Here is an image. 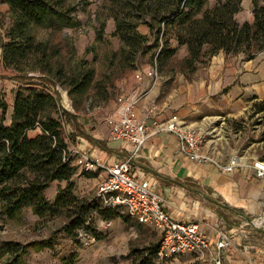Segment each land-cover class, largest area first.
<instances>
[{
    "label": "rangeland",
    "instance_id": "obj_1",
    "mask_svg": "<svg viewBox=\"0 0 264 264\" xmlns=\"http://www.w3.org/2000/svg\"><path fill=\"white\" fill-rule=\"evenodd\" d=\"M63 5L65 8H75L72 16L79 22V26L71 29H33L35 41L44 45V56L41 53L27 55L19 64L18 70L6 68V74L2 78L23 84L24 88L44 89L56 99L55 117L60 123L64 144L67 149H71L77 142L74 139L73 123H70L68 116H63L61 110L68 114L78 112L85 116L93 113L95 117H105L108 114L107 108L123 95L120 84H124V80H127V84L136 81V71L142 74L155 69L158 77L166 79L163 86L167 90L172 81L184 72L181 61L187 52L185 46H176L175 41L170 38L172 34L169 33L165 39L169 40V48H177L176 52L173 57L157 64L155 57L162 38L159 36L156 46L149 29L139 24L135 31L146 36L147 41L129 51L114 35L115 24L109 17V4L106 0H63ZM212 5L213 0H208V6ZM251 9V0L248 5L241 4V11L234 19L239 23H251ZM11 25L9 8L4 0H0V41ZM237 57L243 58L242 55ZM206 66L196 65V70ZM87 70L92 72V81L87 91L69 96L67 78ZM194 73L185 71L184 77L191 80ZM37 78H45L47 81H39ZM244 105L239 112L215 111L206 119L212 123L206 128H196L203 138V153L205 151L211 158L222 160L236 155L256 157L264 161V100H248ZM70 166L74 171L69 182L49 184L44 191L45 199L53 203L59 193L61 198L77 199L78 206L80 201H93L102 210L96 193L106 175L99 177L100 170L88 174L73 162ZM72 212V208H61L55 215L38 218L31 209L24 208L11 220L0 213V245L12 241L21 245L36 243L35 246L41 248L44 244L42 249H28L21 264H60V259L70 253L76 255L75 264L170 263H159L151 253L159 244V233L137 224L121 211L111 213L110 219H104L99 211L91 212L86 222L99 239L95 237V243L83 245L78 237L81 228L71 236L67 234L68 216ZM120 217L126 218L128 223H122ZM102 222H111V225L103 230ZM261 227L264 228V224ZM181 257L185 259L189 256Z\"/></svg>",
    "mask_w": 264,
    "mask_h": 264
},
{
    "label": "trees",
    "instance_id": "obj_2",
    "mask_svg": "<svg viewBox=\"0 0 264 264\" xmlns=\"http://www.w3.org/2000/svg\"><path fill=\"white\" fill-rule=\"evenodd\" d=\"M109 17L115 24L114 35L129 51L147 41L137 33V26L144 25L158 46L156 63L173 57L177 48H169V33L177 47L185 46L186 56L182 69L189 74L196 65L206 66L210 59L222 52L225 56L242 55L243 61L253 60L264 51V2L251 0V23H239L234 16L241 11L243 0H106ZM12 19L11 27L1 40L4 68L18 70L27 55L44 56V45L36 42L33 29H71L79 26L72 16L74 7L63 5V0H4ZM47 81L45 78H37ZM92 81L91 71H80L67 78L69 96L87 91ZM57 101L44 89L18 87L14 93L9 126H4L6 103L0 95V213L6 219H14L24 208L31 209L38 218L55 215L61 208H72L68 216L67 234L81 228L94 239L97 234L87 224L91 212L99 211L104 219H110L116 209L99 210L93 201H80L72 197L55 196L53 203L44 197V191L53 182H69L74 169L73 158L62 139L61 126L56 119ZM62 111L63 116H70ZM35 129L39 133L28 137ZM87 173V172H86ZM96 172H93V174ZM90 174V173H88ZM101 203V202H100ZM127 224L124 217L119 218ZM89 231V232H88ZM36 243L21 245L5 242L0 245V264H21L28 249L37 248ZM157 244L152 254L156 256ZM7 257L5 261H2ZM76 255L70 253L60 259V264H75ZM2 261V262H1Z\"/></svg>",
    "mask_w": 264,
    "mask_h": 264
},
{
    "label": "crops",
    "instance_id": "obj_3",
    "mask_svg": "<svg viewBox=\"0 0 264 264\" xmlns=\"http://www.w3.org/2000/svg\"><path fill=\"white\" fill-rule=\"evenodd\" d=\"M249 2L243 0L242 4ZM1 58L0 47V95L6 103L3 125L9 126L14 93L24 86L2 78L6 68ZM149 72L142 73L141 81L127 84L124 80L120 84L121 96L138 97L139 117L155 106L154 120L158 123L175 114L195 129L206 128L212 123L206 119L215 111L239 112L248 100H264V51L250 61L219 52L206 67L196 70L191 80L181 74L167 90L163 86L166 79ZM116 105L112 103L107 108V115L116 112ZM93 115L74 112L68 116L77 141L71 149L83 151L107 166L130 158V146L110 140L105 117ZM38 133L35 129L28 132V137ZM204 154L211 157L205 151ZM229 158L213 157L221 164ZM100 173L99 177L105 174ZM130 174L152 186L153 192L163 198L164 210L172 219L197 223L210 246L216 243L218 232H224L230 238V247L222 254L223 264H264V228L255 224L264 221V177H256L253 169L220 173L209 163L189 161L177 154L175 136L159 132L146 141L137 156L130 158ZM190 259L181 257L169 264H187Z\"/></svg>",
    "mask_w": 264,
    "mask_h": 264
},
{
    "label": "built area",
    "instance_id": "obj_4",
    "mask_svg": "<svg viewBox=\"0 0 264 264\" xmlns=\"http://www.w3.org/2000/svg\"><path fill=\"white\" fill-rule=\"evenodd\" d=\"M149 73L153 77L157 76L155 69ZM134 77L141 81L142 74L137 73ZM138 100V97L119 96L115 102L116 112L104 118L109 128L110 140L130 146V158L137 156L152 135L163 132L175 136L177 154L189 161L209 163L220 173H230L237 168H251L256 177H264V161L256 157L234 155L226 164H221L205 155L201 133L175 114L158 123L154 120L155 106L152 105L143 117H139L136 113ZM68 107L71 108L70 105ZM149 121H152L151 125L148 124ZM69 157L73 158V164L83 172H105L106 178L99 184L96 193V199L104 208L119 210L137 224L159 233L156 253L159 263L172 262L188 255L191 259L187 264H223L222 254L230 247V238L224 232H218L216 243L210 246L197 223L172 219L164 210L163 198L153 192L152 186L130 174V158L107 166L99 159L76 149L69 150ZM110 225L111 222H102L101 228L107 230ZM78 237L83 245L95 243V239L83 230Z\"/></svg>",
    "mask_w": 264,
    "mask_h": 264
},
{
    "label": "bare ground",
    "instance_id": "obj_5",
    "mask_svg": "<svg viewBox=\"0 0 264 264\" xmlns=\"http://www.w3.org/2000/svg\"><path fill=\"white\" fill-rule=\"evenodd\" d=\"M255 224H256V226H259L261 224H264V221L259 220V222L257 221V223H255Z\"/></svg>",
    "mask_w": 264,
    "mask_h": 264
}]
</instances>
